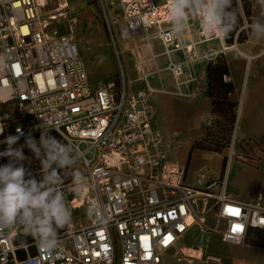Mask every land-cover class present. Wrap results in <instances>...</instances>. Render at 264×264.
I'll use <instances>...</instances> for the list:
<instances>
[{
	"label": "built area",
	"instance_id": "2783aa9c",
	"mask_svg": "<svg viewBox=\"0 0 264 264\" xmlns=\"http://www.w3.org/2000/svg\"><path fill=\"white\" fill-rule=\"evenodd\" d=\"M52 1L0 0V92L7 91L0 105L17 109L14 114L0 108V141L18 130L24 133L20 139L29 133L40 137L43 125H54L49 133L74 148L71 170L85 180L82 190L72 181L56 187L85 206L89 224L69 225L59 234L60 247L44 253L34 239L16 243L20 226L0 227V264H164V254L196 227L233 244L264 230V192L256 201L236 199L227 194L225 175L217 177L208 167L190 175L172 166L164 135L153 126L149 90L131 94L123 70L107 82H94L74 31H50L61 16H46ZM119 5L124 39L157 28L170 54L176 35L165 27L168 0H119ZM201 34V42L225 41L219 33ZM112 38L115 42L113 33ZM197 44L185 46L190 60L197 58L191 54ZM169 68L182 84L183 64L171 61ZM7 162L0 157V165ZM39 173H33L37 180Z\"/></svg>",
	"mask_w": 264,
	"mask_h": 264
},
{
	"label": "crops",
	"instance_id": "0c3cea01",
	"mask_svg": "<svg viewBox=\"0 0 264 264\" xmlns=\"http://www.w3.org/2000/svg\"><path fill=\"white\" fill-rule=\"evenodd\" d=\"M159 1L162 2L163 0ZM105 3L106 8H109L111 20L113 21L112 33L115 36V42L114 39H112L109 44L107 38L99 33L98 38L88 37L86 40L80 39L82 44L81 49H84L85 46L91 47L94 51L93 53L91 52L92 54H90L89 57L93 55L95 63L106 64L109 62L110 65L113 64L114 66V62L116 63L115 55L117 53L121 70L126 73L128 89L131 94H135L137 91L149 87L146 86V71L156 72L147 77L151 87L156 90L150 97V101L156 111L153 126L163 133L164 140L169 137L172 147L170 154H172L173 158H169L170 160L168 159V161L170 162L178 158L181 164L188 167L190 175L195 174L204 165L205 167L213 168L216 176L223 177L213 165L207 163V161L209 162L210 160V163H215L214 159L216 156L211 157L209 160L211 155L210 152H200L196 155L198 160L200 159L203 161L201 162L203 164L202 166L200 165V161L195 163L197 160L195 157L190 159L189 162L188 160L192 144L202 134L203 123L211 117L210 102L207 92L209 83L208 60L205 56L219 48L218 52L222 51L223 46L224 49H228L224 44L225 41L215 40L213 42H202L199 44L198 42L203 38L200 24L198 20L190 19L185 31L179 36H176L174 43L170 46V54H167L165 46L159 37L157 28L148 31L141 30L136 36H131L129 40L124 39L120 31L122 11L118 8V0H105ZM60 4L63 8L59 7ZM66 6V0H56V2H53L52 7L45 9L46 16L49 17L51 14L63 15L65 14L64 9ZM114 7L115 12L113 11ZM117 8L119 10L118 14H116ZM257 19L264 22V13L261 12L256 0H253L251 23ZM115 20L116 22H114ZM55 23L56 22H53L51 27ZM80 26L81 30H83V23H81ZM165 27H171V25L167 24ZM195 43L198 44L195 45V49L193 47L194 51H191V54H194L197 58L192 60L193 63L190 64L186 61L190 53L186 51L185 46H191ZM180 47H182V49H180ZM82 57L84 59V55ZM171 61L183 64L184 75L180 79L183 82L182 84L176 82L172 71L169 69ZM229 63L230 74L228 76L235 87L232 96L237 99L236 96L239 90L241 91L244 89L245 92L249 85H252L249 89L253 104L256 99H259V94L262 95L264 101V38L257 37L252 33L248 41L240 43L238 53L232 54ZM88 71L91 79L96 82L95 80H97L98 77L92 75V70L91 68L89 69V67ZM115 72H117V69H114L111 74ZM190 72L197 76V80L189 82ZM117 74L119 73L117 72L113 77ZM113 77H111V79ZM186 92H189L190 96L185 97ZM239 126L240 121L238 116L236 127L237 137L239 136L244 139L247 135L245 133H240ZM252 148L259 150L260 158L258 160L245 163L241 162L243 164H240V161L236 159H231L228 162L224 175L227 177L228 185L226 190L230 197L245 201H256L264 192V180L259 189L250 194H245L240 189L235 191L231 190L230 182L232 180V172L234 169L241 168L242 165L258 169L255 171L260 173L264 179V142L257 141L256 146H252ZM170 164L172 165L171 162ZM194 234H197V237L194 241L189 243L188 241L191 240ZM213 236H210L207 232H204L198 227L194 228L181 239L175 250L164 254V264H206L207 260L209 261V259L211 260L212 258L220 262L219 264H221L223 258L234 261L232 262L233 264H238L232 255H225L218 252L211 253L208 251V241ZM238 245L243 246L249 251H257L260 249L264 252V247H253L249 244ZM182 251L184 253H182Z\"/></svg>",
	"mask_w": 264,
	"mask_h": 264
},
{
	"label": "clouds",
	"instance_id": "9594fccd",
	"mask_svg": "<svg viewBox=\"0 0 264 264\" xmlns=\"http://www.w3.org/2000/svg\"><path fill=\"white\" fill-rule=\"evenodd\" d=\"M256 3L264 13V0H256ZM168 5L170 31L176 36L185 31L193 17L208 35L219 33L225 38L237 23L239 0H168ZM250 31L264 38V22L255 20ZM42 127L39 142L29 133L24 145L14 147L24 135L21 130H18L19 135H9L0 141L7 145L0 151V157L8 158L6 164L0 165V227L20 226L25 236L34 239L38 252L44 253L60 247L59 231L72 219L66 197L56 186L63 182L62 174L72 169L75 154L71 145L49 134L54 125ZM25 146L41 162L40 180L25 167L24 161L28 160L22 150ZM70 178L74 189L82 190L84 177L72 171Z\"/></svg>",
	"mask_w": 264,
	"mask_h": 264
},
{
	"label": "rangeland",
	"instance_id": "374dc122",
	"mask_svg": "<svg viewBox=\"0 0 264 264\" xmlns=\"http://www.w3.org/2000/svg\"><path fill=\"white\" fill-rule=\"evenodd\" d=\"M53 2H56V0L52 1L50 3V5L48 6V8L52 7ZM66 3H67V6L64 9L65 14L63 16L62 15L59 16V18L56 21H54L56 23L53 24L52 27L50 26L52 28L50 31H53V32L57 31L59 34H64V33L74 31L75 39H76L78 47L80 49V54H81V56L84 55V59L86 60L85 62H86L87 68L88 67H89V69L91 68L92 75L98 77V79L95 80L97 83L107 82L117 72L122 73V70L120 67V61H119L117 53L115 55L116 63L114 62V64H115V66H114L113 64L110 65L109 62L105 64V63H98L96 61L97 63H95L93 60L94 56L91 55V57H89L90 54H92L94 51V50H92L91 47L85 46L84 49H81L82 44L80 42V39L86 40V38H88V37L98 38L99 33H101L104 37H106L109 44H110V41H112V39H113L112 38L113 21L111 20L109 8L107 7L106 9H104V7L102 6L101 0H66ZM118 4H119V0H118ZM118 8L120 10V5H118ZM118 8L116 10V14L119 13ZM113 11L115 12V7H114ZM243 18L245 21V27L247 29L246 35H247V41H248V39L250 38V35H252V32L250 31L251 22H249L246 19V17H243ZM190 19L198 20L197 18H194V17L190 18ZM114 22H116V20ZM198 22H199V20H198ZM81 23H83V30H81V26H80ZM150 30H152V29H150ZM200 30H201V28H200ZM120 31H121V28H120ZM145 31H148V30H145ZM138 33L134 34L133 36H136ZM128 40H129V38H128ZM211 42H213V41H211ZM198 43L201 44L202 42L199 41ZM224 44H225L226 48L228 47V49H224V46H223V48L221 47L222 51L218 52V50L220 49L219 48V49H216V51H212L211 54L205 56V58L208 60V65L211 61H216L218 58H221V59L225 60L230 67L229 61H231L232 54L238 53V50L240 48V43L235 42L234 44H228L225 40ZM229 47H231V48H229ZM194 49H195V46H194ZM96 59H97V56H96ZM186 61H187V63H190V64L193 63V61L190 60L189 57H187ZM104 64H105V66H104ZM102 66H104V67H102ZM114 69H117V72L111 74L114 71ZM152 73H156V72L146 71L145 74L148 77L149 75L151 76ZM229 78L230 77L227 75L226 79L230 80ZM245 79H246V77H245ZM195 80H197V76H195L194 73L190 72L189 82L195 81ZM248 85H249V82H248ZM146 86H149V87H147V90H149V94L151 97V94L153 93V91L156 92V90H154L151 87L148 78H146ZM251 86L252 85H249V87L247 88V90H245V92H244V89L241 91L239 90V92L236 96L237 99H235L232 96V98L235 99L239 105L238 106V114H239L238 116H239V121H240V126H239L240 133H245L247 135V137L244 139L240 138L239 136L237 137V133H236L237 132L236 127H237V123H238V121H237L235 129L232 133L230 145L227 148H225L221 153H219V152H214V151H207V150L200 149V148H193L195 146V144L203 138L207 128L215 125V118L212 117V106H211V99L209 97V83H208L207 92H208V98H209V102H210L211 117H209L203 123L202 134L192 144V147H191V150L189 153L188 162L190 161V159H192L194 157L197 159L196 155L199 154L200 152H210L211 155L209 157V160L211 157L216 156L214 159L215 163L214 164H212V162L210 163L211 160L209 162L207 161V163H209L210 165H213L214 168L218 171V173H221V175L224 176L226 170L223 171L222 167H223V160L225 157H227L228 162L231 159H236V160L240 161L239 162L240 164H243L241 162H244V163L250 162V161L252 162V160H258L260 158L259 150L253 149L252 146H256L257 141H263L264 142V101L262 99V95L259 94V99L258 100L256 99L255 103L253 104V102L251 100L250 89H249ZM175 93H177V92H175ZM180 94H182V93H180ZM187 96H190L189 92L185 93V97H187ZM0 108H1V110L9 109L14 114H17V109H15V106L12 104L9 106L8 105L7 106L0 105ZM253 112H254V114H252ZM33 138L36 139L37 142H39L40 137H33ZM25 140L26 139H19L18 145L19 146L24 145ZM82 148L85 149V146L82 145ZM171 148L172 147H171L170 140L168 137L165 140V150L167 152L168 159L171 157L173 158L172 154H170ZM22 150L25 153L26 157H30L31 160L33 159V160L38 161L39 165L36 168L30 169L31 173L33 174L34 172L39 171L41 168L40 160L38 158H36L35 154L30 149H28L26 146ZM199 161H200V163L203 162L202 160L197 159L195 163H198ZM170 162L172 163V165H176V166L188 169L187 166L181 164V162L178 158H176L175 160L173 159ZM200 165L202 166L203 164L201 163ZM202 167H205V166L203 165ZM77 168L80 169V167H77ZM208 168H210L211 170L214 171L213 168H211V167H208ZM239 169H234L232 172V180L230 182L231 183V190L235 191V190L240 189L245 194H250L251 192L253 193V192L257 191L259 189V187L262 185V182L264 180L262 175H260V173L255 171L258 169L254 168V167L244 166V165H242V167ZM75 170L66 171L64 173L61 172V174L63 173L62 174L63 182L61 184H64V185L69 184L71 182V178H70L71 172L75 171ZM214 174L216 175L215 171H214ZM217 177H219V176H217ZM27 178L28 177H26V179ZM61 190L63 191V193L66 197V200L69 204V207L72 211L71 222L66 226V228H68V226L71 224L74 225L75 227L88 225L89 220H88L87 215H86L85 206L76 205L77 202L72 203V200L67 195V192L64 191L63 189H61ZM208 221L211 225H214L216 223L214 217L211 214H208ZM222 227H223V225H222ZM257 232L258 231L251 232L247 241L241 245L249 244L253 247L263 248L264 236L263 237L259 236ZM262 232H264V230H262ZM213 234H209V235L213 236ZM215 234L216 235H214L208 241L209 242L208 243V247H209L208 251L209 252H211V253H215V252L217 253L218 252V253H222L225 255H232V256H234V260L238 264H245V263H247V264H264V256H263L264 252L262 250H260V249H258L257 251L246 250V248H244L243 246H240L237 244L234 245L233 243L223 241L218 236L219 233H215ZM196 237H197V234H194L192 236L191 240L188 242L191 243L192 241H194V239ZM257 254H259V255H257ZM260 254H262V255H260ZM232 262H234V261L229 260L227 258L226 259L223 258L221 264H233ZM219 263L220 262L213 260V259H211V260L209 259V261L207 260V262H206V264H219Z\"/></svg>",
	"mask_w": 264,
	"mask_h": 264
},
{
	"label": "trees",
	"instance_id": "16d2710c",
	"mask_svg": "<svg viewBox=\"0 0 264 264\" xmlns=\"http://www.w3.org/2000/svg\"><path fill=\"white\" fill-rule=\"evenodd\" d=\"M253 0H239L237 23L233 32L229 37L225 38L228 44L244 43L247 41V29L245 27V21L243 17L251 22ZM230 74V67L228 63L218 58L216 61H211L208 65V77H209V97L211 99L212 117L215 118V125L207 128L203 138L198 141L193 148H200L207 151H214L221 153L225 148L230 145L232 133L235 129L238 121V102L232 98V93L235 90L234 83L226 79V76ZM60 138L62 142H66L57 133H49ZM59 137V138H58ZM19 141L14 147H19ZM67 143V142H66ZM7 147L6 144L1 146V151ZM25 154V153H24ZM28 156V155H27ZM8 161L7 157H4ZM25 167L29 169L36 168L39 164L36 160L24 161ZM228 165L227 157L223 160V171L226 170ZM35 176V175H34ZM67 228L61 229L59 234L64 232ZM258 231V235L263 237L264 232ZM31 236H25L23 232L19 234L16 239L18 245L28 243L32 241ZM264 247V246H263ZM20 257L25 255L20 251Z\"/></svg>",
	"mask_w": 264,
	"mask_h": 264
},
{
	"label": "bare ground",
	"instance_id": "6f19581e",
	"mask_svg": "<svg viewBox=\"0 0 264 264\" xmlns=\"http://www.w3.org/2000/svg\"><path fill=\"white\" fill-rule=\"evenodd\" d=\"M250 59V58H249ZM249 68V67H248ZM154 92V91H153ZM257 94V93H256ZM7 96V91L6 90H3V91H1L0 92V97H2V98H5ZM249 100V99H248ZM252 114H254V112L252 113ZM253 116V115H252ZM228 185V184H227ZM235 245V244H234ZM238 245V244H237ZM245 250V249H244ZM247 250V249H246ZM246 252V251H245ZM252 254V253H251ZM202 255V254H201ZM254 255V254H253ZM257 255H259V254H257ZM256 255V256H257ZM260 255H262V254H260ZM264 256V255H263ZM250 257V256H249ZM212 258V257H211ZM241 258V257H240ZM252 258V257H251ZM212 259H214V258H212ZM249 259V258H248Z\"/></svg>",
	"mask_w": 264,
	"mask_h": 264
}]
</instances>
